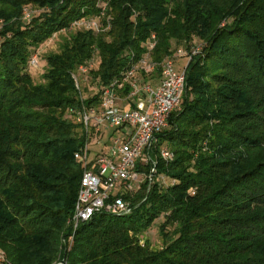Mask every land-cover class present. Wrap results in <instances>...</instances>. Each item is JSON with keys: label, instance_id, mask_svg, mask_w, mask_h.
I'll return each mask as SVG.
<instances>
[{"label": "trees", "instance_id": "obj_1", "mask_svg": "<svg viewBox=\"0 0 264 264\" xmlns=\"http://www.w3.org/2000/svg\"><path fill=\"white\" fill-rule=\"evenodd\" d=\"M26 5L41 9L30 23ZM103 5L110 30L69 32L35 83L31 49ZM0 21V264H264V0H0ZM152 36L153 84L178 48L202 42L157 136L174 154L154 157L170 184L147 180L123 196L130 215L97 214L73 234L83 177L74 156L87 137L66 114L82 105L70 74L97 55L93 77L106 86ZM157 220L163 246L152 250L140 237Z\"/></svg>", "mask_w": 264, "mask_h": 264}, {"label": "built area", "instance_id": "obj_2", "mask_svg": "<svg viewBox=\"0 0 264 264\" xmlns=\"http://www.w3.org/2000/svg\"><path fill=\"white\" fill-rule=\"evenodd\" d=\"M33 16V10H24L23 18L27 23ZM105 16L106 7L103 5L101 14L95 19L76 20L64 30L76 28L104 33L111 28L109 17L106 24L103 22ZM155 45V36H152L142 58L119 78L99 88L98 105L88 107L83 103L84 99L80 108L71 110L74 122L87 137L84 146L74 156L83 169V177L75 210L69 220L73 234L82 223L97 214L130 215L133 207L123 196L137 192L147 180L149 186L166 184L165 176L157 175V162L151 153L157 151L165 162L174 159L168 147H158L157 136L169 126L171 114L180 107L186 88L187 67L177 71L173 60H165L161 64L158 82L146 81L145 77L152 76L157 69L150 55ZM201 50L202 47H193L191 55H198ZM177 53L180 57L191 58L182 49ZM132 59L135 60V56ZM148 165L152 166L149 174L139 170ZM1 262L4 257L0 254Z\"/></svg>", "mask_w": 264, "mask_h": 264}, {"label": "rangeland", "instance_id": "obj_3", "mask_svg": "<svg viewBox=\"0 0 264 264\" xmlns=\"http://www.w3.org/2000/svg\"><path fill=\"white\" fill-rule=\"evenodd\" d=\"M28 8L30 10H33L34 15L40 14V8H38L35 5H26L24 7V10ZM96 17L88 18V19H95ZM4 23L0 21V31L3 27ZM76 31H84L81 29H73V30H61L57 33H54L49 39L44 41L42 44H40L38 47H34L31 50L34 51L32 58L29 63V71L30 75L35 83H42L43 82V75L46 72L47 68V62L46 58L53 54H59L61 51V44L63 43L64 38H69V32H76ZM202 47V42L195 39L192 45L193 47ZM192 48L187 51L185 47H180L176 50V52L166 60H173L175 63V69L177 71H182L184 67L187 66L188 61H190L193 57H196L197 55H191ZM182 49L184 52H187V54L190 56H183L180 57L178 55V50ZM35 62V65L33 64V61ZM99 59L98 56H93L89 61H87L84 64L79 65L74 71L71 72V77L74 81L76 90H77V97L79 100L88 99L89 97L97 94L99 92V79H94L93 75L98 71L99 69ZM82 68V69H81ZM86 71H83V70ZM72 109H69L67 111V115H70L69 119L71 122L74 123V116L72 114ZM109 135V134H108ZM151 156L153 158L155 157V150L152 151ZM165 183L170 184V180L167 176H165ZM164 185V184H163ZM161 220H157L154 223L153 228L146 234L140 237V244L144 246L146 242H148L150 248L152 250H158L163 246V240L161 236L159 235V226L161 224ZM149 240V241H147ZM69 243V240H64L62 242L63 248L64 245H67ZM0 254L4 257L5 261V254L0 251Z\"/></svg>", "mask_w": 264, "mask_h": 264}, {"label": "water", "instance_id": "obj_4", "mask_svg": "<svg viewBox=\"0 0 264 264\" xmlns=\"http://www.w3.org/2000/svg\"><path fill=\"white\" fill-rule=\"evenodd\" d=\"M58 264H67L64 260H62L60 263Z\"/></svg>", "mask_w": 264, "mask_h": 264}]
</instances>
